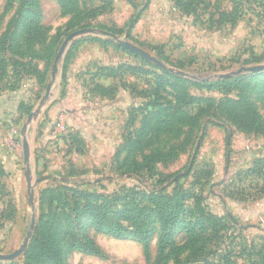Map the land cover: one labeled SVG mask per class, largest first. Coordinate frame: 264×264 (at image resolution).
Wrapping results in <instances>:
<instances>
[{
	"label": "rangeland",
	"instance_id": "rangeland-1",
	"mask_svg": "<svg viewBox=\"0 0 264 264\" xmlns=\"http://www.w3.org/2000/svg\"><path fill=\"white\" fill-rule=\"evenodd\" d=\"M22 1L0 0V38ZM70 2L38 0L41 33L28 31L26 12L1 51L0 253L29 236L14 259L22 264L47 211L42 190L66 187L65 202L50 213L62 264H153L160 226L145 198L153 191L182 196L175 240L193 239L166 264H264V70L216 84L218 74L264 63V0ZM136 10L139 19L130 24ZM82 28L95 31L69 40L55 62L61 44ZM119 39L192 77L162 69ZM236 102L258 128L228 115ZM97 197L117 210L133 199L149 209L148 253L137 240L91 227L82 207ZM85 236L99 254L72 247ZM33 263L55 264L46 257Z\"/></svg>",
	"mask_w": 264,
	"mask_h": 264
},
{
	"label": "trees",
	"instance_id": "trees-1",
	"mask_svg": "<svg viewBox=\"0 0 264 264\" xmlns=\"http://www.w3.org/2000/svg\"><path fill=\"white\" fill-rule=\"evenodd\" d=\"M12 1L13 0H7L8 3ZM37 1L38 0H23L10 20L6 31L0 38V66L3 62L1 51L11 38L15 23L19 18L22 19L26 12L29 17L28 31H32L38 35L41 33L42 27L39 24L38 14L33 10ZM58 1L63 7H67L70 2V0ZM139 16L140 13L136 10L129 23L134 24L139 19ZM35 42L37 41L34 38L28 39L30 45ZM228 81L227 79H221L217 81L216 84H223ZM235 104L234 106H229L228 115L238 120L240 125L248 124V126L258 128L257 124L250 118L249 110L242 109L241 105H237L238 102ZM142 127L140 133L144 132V129L147 128L148 125ZM160 155L167 156L168 153H161ZM67 191L68 189L66 187H47L42 190L40 205L41 207L44 206L47 211L37 222L33 236L24 253V262L22 264H34L33 261L37 257H46L55 264H62V258L51 230L50 213L54 206L65 202L64 195L67 194ZM146 196L147 202L157 211L160 226L157 236V252L153 264H166L169 257L176 255L193 243L192 239L187 241L185 245H179L175 240L176 232L183 223L181 220L184 209L182 196L180 194H175L172 197H168L157 191L150 192ZM108 200L110 199L107 197H97L95 202H89L82 207V210L89 214L91 227L98 232L114 237L137 240L142 244L144 252L148 253L150 241L152 239V232L149 226V209L147 210L146 206H142L133 199L127 202L128 204H125L122 209L117 210ZM72 247L89 254H99L101 251L97 243L88 236H85L83 240L77 239ZM5 264L20 263L11 261Z\"/></svg>",
	"mask_w": 264,
	"mask_h": 264
},
{
	"label": "water",
	"instance_id": "water-1",
	"mask_svg": "<svg viewBox=\"0 0 264 264\" xmlns=\"http://www.w3.org/2000/svg\"><path fill=\"white\" fill-rule=\"evenodd\" d=\"M95 31V29L93 28H82V29H78L76 31H73L72 33L69 34L68 36V40L64 41L61 44V47L59 49V51L57 52V55L55 57V62H57L58 60H62L64 58V53L66 48H68V46L70 45L69 40H72L78 36H82L85 34H91ZM108 34V33H106ZM118 44L127 49L128 51L141 56L142 58L158 65L159 67H161L162 69H168L169 71L173 72V73H177L178 75L184 76V77H192L191 75H189L186 72L183 71H175L171 68H168V66L162 62L161 60L157 59L156 57L150 55L147 51H145L144 49L140 48L139 46L131 43L130 41L126 40V39H119L118 40ZM261 70H264V63L263 64H257V65H251V66H243L240 67L239 69H236L234 71H230L227 73H222V74H218L217 77L219 78H230L233 76H237V75H241L243 73H248V72H259ZM50 85L47 86L46 89V95L49 91ZM39 112V110L35 111L33 113V115H30L35 117L37 115V113ZM22 134V150H23V161L26 164V171H25V176H26V180H27V187H28V195H29V201L33 200L34 197V193L31 189V184H30V165L28 164L29 162V144H28V140L26 138V135L24 133V131H21ZM31 229L34 228V221L31 222ZM29 240V236H27L25 238L24 243L15 251H13L12 253L9 254H3L0 253V261H5V262H10V261H14V259H16L17 257H19L20 255L23 254L27 243Z\"/></svg>",
	"mask_w": 264,
	"mask_h": 264
}]
</instances>
